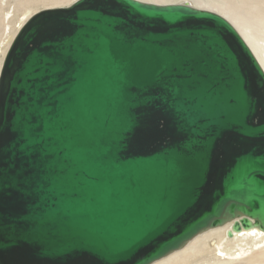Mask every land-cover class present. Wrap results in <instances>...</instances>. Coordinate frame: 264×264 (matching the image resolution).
<instances>
[{
	"label": "water",
	"instance_id": "1",
	"mask_svg": "<svg viewBox=\"0 0 264 264\" xmlns=\"http://www.w3.org/2000/svg\"><path fill=\"white\" fill-rule=\"evenodd\" d=\"M264 231V69L188 1L76 0L0 72V264H152Z\"/></svg>",
	"mask_w": 264,
	"mask_h": 264
},
{
	"label": "bare ground",
	"instance_id": "2",
	"mask_svg": "<svg viewBox=\"0 0 264 264\" xmlns=\"http://www.w3.org/2000/svg\"><path fill=\"white\" fill-rule=\"evenodd\" d=\"M207 1L210 2V0ZM240 1L244 4L250 5V8L245 7L246 9L242 10L239 6V8L237 9V7L233 4H227L226 2L219 3L214 0L213 2H217V5L221 6L219 7L220 9L216 10L214 8L199 6L198 3L194 0L188 2L195 7L199 6V8L216 11L217 13H220L228 20H230L238 30L240 35L247 42L252 52L264 69V0ZM29 2H33V0H30ZM260 4L261 6H259ZM27 9L23 18L20 19L15 25V29L10 30L9 33L13 32V34L16 35L18 30L28 21V19L32 15L35 14L33 13L29 16L28 13L31 8ZM221 9L224 10L222 11ZM14 35L9 36L10 38L7 40L2 51V57L0 58V72L2 69L4 57L7 53L12 39H14L13 37H15ZM232 223L233 221L228 222L225 225L205 230L204 232L191 239L184 247L175 250L168 256L163 257L162 259H159L152 264H182V262L188 261L190 257L196 256L199 253H203L206 250L210 252V255H214V258L216 257L217 259H219L220 256H229V258L231 259H240L246 256L248 253H252V256L249 258V263L256 264L257 262H262L264 264V231L256 227H252L249 229L243 228L241 231L235 232L233 237H228L226 234V230L231 226ZM252 247L253 250L249 252L248 249ZM214 251H217V254H212V252Z\"/></svg>",
	"mask_w": 264,
	"mask_h": 264
},
{
	"label": "rangeland",
	"instance_id": "3",
	"mask_svg": "<svg viewBox=\"0 0 264 264\" xmlns=\"http://www.w3.org/2000/svg\"><path fill=\"white\" fill-rule=\"evenodd\" d=\"M29 1L30 0H0V58L2 57V51L4 49V46L7 40L10 38L9 36L14 35L13 32L9 33V31L15 29V25L18 23L20 19L23 18L27 8H31L28 13L30 16L31 14L36 13L39 10L48 7L68 6L76 0H33V2H29ZM147 1L159 2V3H177L187 0H147ZM194 1H196L199 6L214 8L216 10L220 9L219 7H221L217 5V2L219 3L226 2L227 4H233L234 6L237 7V9L240 6L242 10H245L246 8H250V5L244 4L240 0H215L217 1L216 3L213 2L214 0H210L211 3L207 0H194ZM259 6H261V4ZM221 10L223 11L224 9ZM248 250L249 252L252 251L253 247L249 248ZM209 253L210 252L206 250L203 253H199L196 256L190 257L188 261L182 262V264H251L249 263L250 262L249 258L252 256V253H248L246 256L240 259H235V258L231 259L229 258V256H220V258L217 259L216 257L214 258V255L212 256ZM214 253L217 254V251L212 252V254ZM256 264H263V263L257 262Z\"/></svg>",
	"mask_w": 264,
	"mask_h": 264
}]
</instances>
